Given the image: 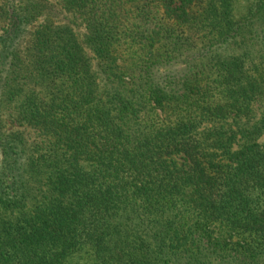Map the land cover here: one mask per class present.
Wrapping results in <instances>:
<instances>
[{"label":"trees","instance_id":"trees-1","mask_svg":"<svg viewBox=\"0 0 264 264\" xmlns=\"http://www.w3.org/2000/svg\"><path fill=\"white\" fill-rule=\"evenodd\" d=\"M248 1L0 0V264H264Z\"/></svg>","mask_w":264,"mask_h":264},{"label":"rangeland","instance_id":"rangeland-1","mask_svg":"<svg viewBox=\"0 0 264 264\" xmlns=\"http://www.w3.org/2000/svg\"><path fill=\"white\" fill-rule=\"evenodd\" d=\"M237 1H238V5H239L240 7H242V8H244V7L248 4V2H249L248 0H237ZM53 3L55 4L56 8H59V7H60L59 0H54ZM63 15H65V14L62 13L59 17H57L58 21H59V19H60ZM57 19H56V20H57ZM78 32H80V33H84L83 30H82L81 28L78 29Z\"/></svg>","mask_w":264,"mask_h":264}]
</instances>
